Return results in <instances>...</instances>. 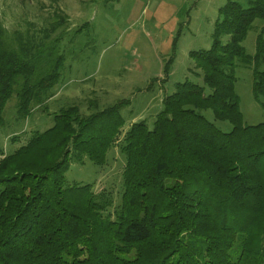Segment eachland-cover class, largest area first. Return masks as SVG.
<instances>
[{
    "label": "trees",
    "instance_id": "obj_1",
    "mask_svg": "<svg viewBox=\"0 0 264 264\" xmlns=\"http://www.w3.org/2000/svg\"><path fill=\"white\" fill-rule=\"evenodd\" d=\"M245 1L219 9L211 47L190 52L203 85L177 83L152 127L124 129L127 101L88 114L73 105L12 153L0 148V264H264V122L245 123L235 90L241 64L264 110V24L255 53L243 46L264 21V0ZM57 21L13 33L0 21V126L13 96L19 118L53 97L65 66L49 41ZM116 146L125 157L118 202L68 181L73 164L103 167Z\"/></svg>",
    "mask_w": 264,
    "mask_h": 264
},
{
    "label": "rangeland",
    "instance_id": "obj_2",
    "mask_svg": "<svg viewBox=\"0 0 264 264\" xmlns=\"http://www.w3.org/2000/svg\"><path fill=\"white\" fill-rule=\"evenodd\" d=\"M226 1L0 0V21L10 33L28 28L42 31L62 17V26L49 41L57 39L65 57L53 97L27 118H19L16 96L8 102L0 126V148L12 153L31 133L50 128L55 112L73 105L88 114L127 101L121 109L124 129L141 120L152 127L163 107V96L172 94L177 83L190 80L203 85L202 78L190 70L198 71L190 52L211 47L218 11ZM263 24L256 19L243 41L248 54L255 53ZM236 76L235 90L245 123L264 122V110L252 91V70L239 64ZM204 114L222 130L232 128L228 122L216 121L211 110ZM124 163L116 146L108 152L103 167L90 160L75 163L66 178L91 183L96 192L111 191L118 202Z\"/></svg>",
    "mask_w": 264,
    "mask_h": 264
}]
</instances>
